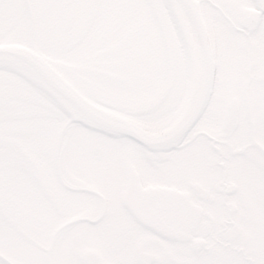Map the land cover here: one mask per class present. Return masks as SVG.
<instances>
[{
	"label": "snow or ice",
	"instance_id": "1",
	"mask_svg": "<svg viewBox=\"0 0 264 264\" xmlns=\"http://www.w3.org/2000/svg\"><path fill=\"white\" fill-rule=\"evenodd\" d=\"M253 41L264 0H0V239L15 216L54 244L26 264H206L137 242L226 190L264 214V59L244 92L232 56ZM244 264H264V225Z\"/></svg>",
	"mask_w": 264,
	"mask_h": 264
},
{
	"label": "flooded vegetation",
	"instance_id": "2",
	"mask_svg": "<svg viewBox=\"0 0 264 264\" xmlns=\"http://www.w3.org/2000/svg\"><path fill=\"white\" fill-rule=\"evenodd\" d=\"M252 11L249 10V13ZM150 23L160 29L163 43L179 42L180 37L175 31H164V26L169 23L165 16L153 14ZM205 23L204 17H195L192 32L207 51L210 38L203 30ZM8 47L16 49L22 46L10 43ZM232 56L234 62H243L240 84L241 90L246 92L256 83L255 69L257 63L264 59V46L259 41L242 43L235 46ZM262 225L264 214L256 201L246 198L239 191L226 190L214 194L210 209L183 231L166 232L164 235L167 239L145 232L137 243L141 249L148 251L167 247L170 251L186 254V258L194 262L244 264L248 254L258 246ZM3 229L0 259L7 260L8 264H26L35 258V253L42 246L45 252H51L54 247L52 241L44 244L42 237L22 229L15 216L9 218ZM88 253L92 258L104 255L103 249L90 248Z\"/></svg>",
	"mask_w": 264,
	"mask_h": 264
}]
</instances>
